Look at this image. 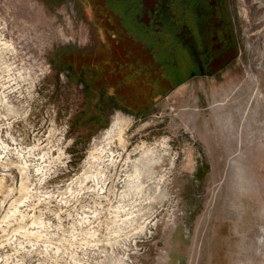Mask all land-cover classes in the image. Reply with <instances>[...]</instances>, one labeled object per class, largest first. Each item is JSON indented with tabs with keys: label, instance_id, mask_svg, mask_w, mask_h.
<instances>
[{
	"label": "rangeland",
	"instance_id": "1",
	"mask_svg": "<svg viewBox=\"0 0 264 264\" xmlns=\"http://www.w3.org/2000/svg\"><path fill=\"white\" fill-rule=\"evenodd\" d=\"M92 1L0 0V264H264V0H226L212 75L152 40L158 0Z\"/></svg>",
	"mask_w": 264,
	"mask_h": 264
},
{
	"label": "flooded vegetation",
	"instance_id": "2",
	"mask_svg": "<svg viewBox=\"0 0 264 264\" xmlns=\"http://www.w3.org/2000/svg\"><path fill=\"white\" fill-rule=\"evenodd\" d=\"M103 1L107 4H116L112 5L113 10L121 11V13L126 15V18L128 13H133L132 20H134V22H136L135 14L137 8H140V6L143 7L144 5L140 0ZM158 1L159 4L157 2L156 8L155 5H153L147 11H150L151 13L162 12L167 30L163 36L155 37V27L152 25L153 29L151 32L154 33L150 34L152 40L158 42L163 41L167 48V43L170 44V42H177L182 54L185 53L186 55H189L190 53L192 57L190 58L188 56L191 60L190 64H192V67L194 66L195 70L201 71L202 73L206 72L210 75L214 74V71L216 70L214 62L217 57L224 53H228L233 46V35L227 19L226 0ZM92 3L94 4L93 1ZM89 6L92 5L90 4ZM154 19L155 17L152 18V23L155 21ZM118 25L119 32L116 36L114 35L115 41L121 44L122 41L124 42L127 38L134 42L137 41L135 38H138V41L140 39H147L146 43L144 42L143 44L148 43V37L143 38V33L140 34L138 30L129 27L124 20L120 19ZM144 28L148 31L151 30L148 29V26L146 25H144ZM149 28H151V25ZM148 45L150 48V42ZM171 50L169 49V51ZM225 63V61L222 62L221 66H224ZM188 70L190 71L191 67H189ZM195 70H191V73L195 72ZM177 79H179V76Z\"/></svg>",
	"mask_w": 264,
	"mask_h": 264
},
{
	"label": "bare ground",
	"instance_id": "3",
	"mask_svg": "<svg viewBox=\"0 0 264 264\" xmlns=\"http://www.w3.org/2000/svg\"><path fill=\"white\" fill-rule=\"evenodd\" d=\"M131 122H132V118L130 116L126 115L120 110L117 111L114 117V121L112 125L107 129L106 135H105V139H107V143H108V146H110V148L115 145L117 146L119 144V142L121 141L120 139L124 137L125 130L128 124ZM144 143L141 146H137L133 150L134 154L140 153L138 157L134 158L133 160H130L132 162L133 170L135 171V173L136 172L139 173L138 171L140 170L143 171V169L150 168V166L153 164L155 165V163L163 162L167 157L166 155L168 154V153H162V152H159V154H157L153 151L154 148L151 147L152 144L150 147H146L147 145L145 146ZM160 146H162L163 150L168 148V145L166 144L165 140L161 142ZM160 149H161L160 147H157L156 152Z\"/></svg>",
	"mask_w": 264,
	"mask_h": 264
},
{
	"label": "trees",
	"instance_id": "4",
	"mask_svg": "<svg viewBox=\"0 0 264 264\" xmlns=\"http://www.w3.org/2000/svg\"><path fill=\"white\" fill-rule=\"evenodd\" d=\"M155 29H158L159 30V26L158 27H155ZM155 32H157V31H155ZM163 31H161L159 34H160V36H162V33ZM157 35L155 34V37H156Z\"/></svg>",
	"mask_w": 264,
	"mask_h": 264
}]
</instances>
